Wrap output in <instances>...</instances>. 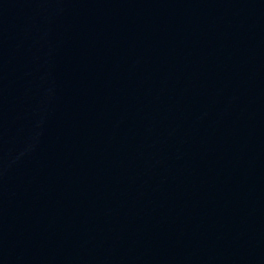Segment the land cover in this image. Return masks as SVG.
I'll return each mask as SVG.
<instances>
[{"label": "water", "instance_id": "95a60500", "mask_svg": "<svg viewBox=\"0 0 264 264\" xmlns=\"http://www.w3.org/2000/svg\"><path fill=\"white\" fill-rule=\"evenodd\" d=\"M0 264H264V0H0Z\"/></svg>", "mask_w": 264, "mask_h": 264}]
</instances>
